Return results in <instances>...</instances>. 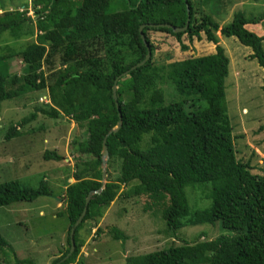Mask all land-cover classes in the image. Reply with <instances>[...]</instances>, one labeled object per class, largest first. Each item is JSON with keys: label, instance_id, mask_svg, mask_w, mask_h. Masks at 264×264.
Segmentation results:
<instances>
[{"label": "trees", "instance_id": "1", "mask_svg": "<svg viewBox=\"0 0 264 264\" xmlns=\"http://www.w3.org/2000/svg\"><path fill=\"white\" fill-rule=\"evenodd\" d=\"M12 1L0 0V39L7 33L18 40L27 34L33 20L38 32L35 40L19 52L25 65L23 75H10L6 64L9 56H0V102L23 94L28 87L45 89L49 109L38 107L37 111L51 117L67 116L87 134L72 140L74 166L82 168L73 173L74 181L64 189L66 206L58 214L64 213L68 220V246L51 264H84L79 257L83 245L79 230L87 220L97 226L108 205L121 195L145 196V209H161L165 228L174 236L187 225L212 226L217 222L228 231L204 240L200 238L204 237L202 232L193 242L183 240L178 245L128 255L125 264H264V175L252 172L254 166L249 160L244 162L236 156L225 97L229 57L217 35L219 31L222 37H234L249 47L250 58L264 69V35L245 27L260 22L264 15L247 17L238 10L228 23L220 25L210 13L204 12L198 19L192 0H187L189 26L174 32L149 24L183 26L187 18L184 0H120L125 7L113 11V0H34L33 15L27 3L20 9L22 5L14 6ZM142 24L151 57L123 76L146 55L139 32ZM150 30L167 32L178 40L186 34L190 41L201 39L203 34L215 50L158 64L153 59ZM181 48L188 46L182 44ZM56 55L62 66L47 75L43 62L52 64ZM16 83V87H9ZM114 83L119 109L113 98ZM164 84L172 86L179 100L165 101ZM119 113L120 128L108 133L117 125ZM35 116L33 112L28 119ZM18 129V125L10 126L5 139L18 135ZM145 134L149 141L141 146ZM105 136L108 161L120 159L121 174L103 184L101 150ZM43 155L48 160L63 158L55 150H45ZM132 181L136 183L121 194L122 184ZM207 182L212 184L209 193L204 188L210 204L190 210L184 187ZM101 186L102 190L91 196L83 220L74 230L75 248L66 257L70 228L83 210L88 193ZM51 191L44 179L35 189L18 180L1 182L0 207ZM109 233L113 239H127L116 226H111ZM7 245L0 235V251ZM16 261L34 264L28 258Z\"/></svg>", "mask_w": 264, "mask_h": 264}, {"label": "rangeland", "instance_id": "2", "mask_svg": "<svg viewBox=\"0 0 264 264\" xmlns=\"http://www.w3.org/2000/svg\"><path fill=\"white\" fill-rule=\"evenodd\" d=\"M34 0H13L14 6L23 9L28 4V12L33 15ZM196 17L199 19L204 12L210 13L220 25L228 23L235 11H243L247 17L264 15V0H192ZM11 5V4H9ZM7 7H10V6ZM120 0L110 3V10L124 8ZM34 23V24H33ZM27 34L18 40H13L7 33L0 39V56L8 55L6 64L10 75L21 76L25 65L19 52L35 40L38 32L33 20ZM149 40L154 45L153 59L162 64L174 60H182L191 56H199L214 51L213 43L202 34L201 39H188L186 34L178 40L171 34L162 31H148ZM223 46L230 57L229 73L225 80V97L227 112L233 127L234 147L236 156L242 161H248L254 166L252 172L264 175V91L262 89L264 69L255 59L250 58L247 51L251 49L234 37H222ZM188 49H182L181 45ZM264 45V44H263ZM12 54V55H9ZM2 63H5L2 60ZM243 67L248 82L240 77L238 87L234 84L233 73ZM58 55L53 63L43 62L42 69L47 75L59 69ZM18 83L9 85L16 87ZM165 89V101L179 100L171 85H162ZM49 96L47 90H35L30 87L14 98L0 102V183L8 180H18L21 185L31 189L39 187L44 179L51 188L49 195H39L32 200H26L0 207V235L9 245L0 251V264H18L17 259L28 258L34 264H51L67 245L68 220L64 213H58L65 208L64 189L74 181L73 173L81 170L82 165L74 166L76 155L72 150V140L76 135L81 139L87 137L74 121L67 116L51 117L37 111L38 107L46 110L50 104L45 103ZM36 112V116L29 118ZM26 119L27 122L23 123ZM18 125L19 134L6 140L5 134L10 126ZM149 135L145 134L141 146H146ZM45 150H55L63 156L60 160L45 159ZM76 154V153H75ZM84 158V157H83ZM109 160V158H108ZM107 161L104 166V182L114 180L121 174V160ZM102 168V167H101ZM132 181L126 186L122 184L121 194L127 192ZM211 182L201 185H186L184 192L190 210L202 209L210 204L205 189L211 191ZM61 198V199H59ZM59 199V201L57 200ZM148 199L145 196L123 195L115 198L106 208L97 226L91 220L85 221L79 230L83 240L79 257L84 264H125L128 255L142 254L193 242L199 233L205 232L201 240L227 233L217 222L214 225H187L177 230L176 235L165 228L161 217V209H145ZM40 210L43 214H40ZM111 226L121 229L127 239H113L109 233ZM12 248V250H11Z\"/></svg>", "mask_w": 264, "mask_h": 264}, {"label": "water", "instance_id": "3", "mask_svg": "<svg viewBox=\"0 0 264 264\" xmlns=\"http://www.w3.org/2000/svg\"><path fill=\"white\" fill-rule=\"evenodd\" d=\"M185 1V5H186V13H187V18H186V22L183 26H174L173 24H169V23H158V24H149L151 26H157V27H168V28H171L174 32H182V31H185L188 26H189V23H190V7L188 5V2L187 0H184ZM145 25L142 24L140 27H139V32H140V36L147 48V52H146V55L145 57L138 63H136L134 66H132L131 68H129L128 70L124 71L122 73L123 76H125L126 74L129 73L130 70H133L141 65H143L150 57H151V50H150V47H149V43L147 42L146 38L144 37L143 35V27ZM113 98H114V101L116 103V107L117 109H119L118 107V103H117V95H116V84L114 83L113 85ZM121 126V118H120V113H119V120L117 122V125L112 128L108 133H111V132H115L117 131ZM106 136L104 137L103 141H102V150H101V167H102V183L104 184V178H105V170H104V166L106 165L107 161H108V158H109V154H108V149H107V146H106ZM103 186H101L99 189H94V190H91L86 199H85V204H84V207H83V210L81 211V213L79 214L78 218L76 219V221L74 222V224L71 226L70 228V231H69V237H70V248H69V251L66 255V257H68L74 250L75 248V240H74V230L76 228V226H78L80 224V222L83 220V217L86 213V210H87V205L91 199V196L94 194V193H99L101 190H102Z\"/></svg>", "mask_w": 264, "mask_h": 264}, {"label": "crops", "instance_id": "4", "mask_svg": "<svg viewBox=\"0 0 264 264\" xmlns=\"http://www.w3.org/2000/svg\"><path fill=\"white\" fill-rule=\"evenodd\" d=\"M250 17V16H249ZM246 28H248L249 30L255 32L257 35L259 36H262L264 35V19H261L260 22H257V23H248L245 25ZM217 35L219 36V43H221V45H223V40H222V36L220 35L219 31L217 32ZM264 44V42H263ZM213 46L215 47V45L213 44ZM215 50V49H214ZM214 52V51H213ZM226 52V50H225ZM248 54L250 55L251 54V50L250 51H247ZM227 54V53H226ZM228 56V55H227ZM229 57V56H228ZM229 63H230V57H229ZM241 66V65H240ZM243 67L241 66L240 68L236 69V71L233 73V79L235 80L234 81V84L238 87L239 85V80H240V77H244V82L245 84H247L248 82V75L251 77V75L249 74L248 72V75L246 73L245 70H241ZM61 199V198H59ZM59 199H57L59 201ZM40 214H43V211L40 210L39 212Z\"/></svg>", "mask_w": 264, "mask_h": 264}, {"label": "clouds", "instance_id": "5", "mask_svg": "<svg viewBox=\"0 0 264 264\" xmlns=\"http://www.w3.org/2000/svg\"><path fill=\"white\" fill-rule=\"evenodd\" d=\"M45 103H49L50 104V99L48 101H45Z\"/></svg>", "mask_w": 264, "mask_h": 264}, {"label": "built area", "instance_id": "6", "mask_svg": "<svg viewBox=\"0 0 264 264\" xmlns=\"http://www.w3.org/2000/svg\"><path fill=\"white\" fill-rule=\"evenodd\" d=\"M44 101H48V98H45V100Z\"/></svg>", "mask_w": 264, "mask_h": 264}]
</instances>
